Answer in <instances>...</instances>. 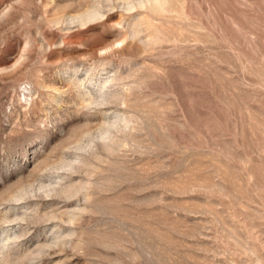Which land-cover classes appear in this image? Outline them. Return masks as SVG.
Masks as SVG:
<instances>
[{
    "label": "rangeland",
    "instance_id": "1",
    "mask_svg": "<svg viewBox=\"0 0 264 264\" xmlns=\"http://www.w3.org/2000/svg\"><path fill=\"white\" fill-rule=\"evenodd\" d=\"M0 264H264V0H0Z\"/></svg>",
    "mask_w": 264,
    "mask_h": 264
},
{
    "label": "bare ground",
    "instance_id": "2",
    "mask_svg": "<svg viewBox=\"0 0 264 264\" xmlns=\"http://www.w3.org/2000/svg\"><path fill=\"white\" fill-rule=\"evenodd\" d=\"M2 248V247H1Z\"/></svg>",
    "mask_w": 264,
    "mask_h": 264
}]
</instances>
